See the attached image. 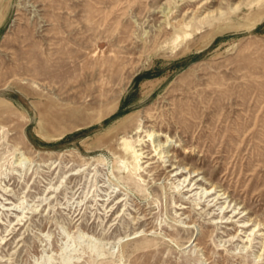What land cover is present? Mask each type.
Instances as JSON below:
<instances>
[{
	"label": "rangeland",
	"instance_id": "1",
	"mask_svg": "<svg viewBox=\"0 0 264 264\" xmlns=\"http://www.w3.org/2000/svg\"><path fill=\"white\" fill-rule=\"evenodd\" d=\"M0 264H264V0H0Z\"/></svg>",
	"mask_w": 264,
	"mask_h": 264
},
{
	"label": "bare ground",
	"instance_id": "2",
	"mask_svg": "<svg viewBox=\"0 0 264 264\" xmlns=\"http://www.w3.org/2000/svg\"><path fill=\"white\" fill-rule=\"evenodd\" d=\"M222 12V11H221ZM156 137H163V136H161V135H158V136H156ZM168 143V142H167ZM162 145H163V143H161ZM161 147H163V146H161ZM186 169V168H185ZM211 192V191H210Z\"/></svg>",
	"mask_w": 264,
	"mask_h": 264
}]
</instances>
